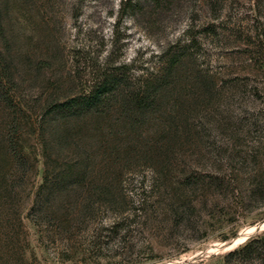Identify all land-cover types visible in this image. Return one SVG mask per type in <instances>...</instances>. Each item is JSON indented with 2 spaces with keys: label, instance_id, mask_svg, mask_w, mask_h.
I'll return each mask as SVG.
<instances>
[{
  "label": "rangeland",
  "instance_id": "rangeland-1",
  "mask_svg": "<svg viewBox=\"0 0 264 264\" xmlns=\"http://www.w3.org/2000/svg\"><path fill=\"white\" fill-rule=\"evenodd\" d=\"M1 6L10 51H0L13 59L36 162L0 215V264H226L264 233V0ZM176 45L190 56L174 112L121 119L110 135L83 117L65 137L45 114L46 103L116 68L135 80ZM45 167L50 190L54 180L67 188H45L35 202Z\"/></svg>",
  "mask_w": 264,
  "mask_h": 264
},
{
  "label": "trees",
  "instance_id": "trees-1",
  "mask_svg": "<svg viewBox=\"0 0 264 264\" xmlns=\"http://www.w3.org/2000/svg\"><path fill=\"white\" fill-rule=\"evenodd\" d=\"M5 29L0 0V46L2 44L5 50L10 51V40ZM189 56L187 46L176 45V48L167 55H162L157 67L147 70L135 80L129 79L126 73L116 68L105 73L99 82L94 80L88 85L85 84L80 92L66 94L46 103L45 114L56 116L55 127L60 131V136L65 137L70 131L68 123L83 117L92 118L93 126L98 132L103 134L105 130L106 135H110L113 134L114 123L120 124L118 122L121 119H127L130 125H138L150 114L172 113L178 105L174 100L180 86L178 78L180 63L184 57ZM9 59L10 61L0 51V117L2 119L0 122V215L10 209L18 193L15 191L16 187H19L29 167L33 168L34 161L36 162V157L30 161L31 152L26 142L27 138L23 134L26 125L23 119L28 108L21 101L15 102V93H12V86L16 84L11 70L13 59L10 57ZM165 97L172 98L171 109L162 103ZM107 119H110L109 124ZM103 120L105 124L101 122ZM100 122L105 125V129ZM39 135L41 139L44 138L42 132H39ZM44 142L43 140L42 145L45 153L47 149ZM102 147L106 146L102 145ZM65 172L66 169L63 168L57 175L60 177ZM79 179L77 180L80 181ZM57 181L50 183L52 186L57 185L56 189L50 190L49 186L47 187L50 179L45 167L43 182L35 193L34 201L37 202L48 188L52 193L62 192L67 188ZM70 183H73V180ZM224 258L226 264L235 261H264V233L250 238L239 249L227 253Z\"/></svg>",
  "mask_w": 264,
  "mask_h": 264
}]
</instances>
